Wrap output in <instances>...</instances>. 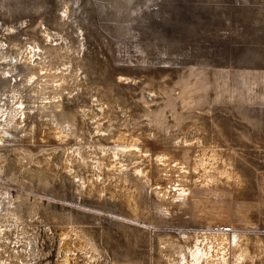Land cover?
I'll return each mask as SVG.
<instances>
[{
	"label": "rangeland",
	"instance_id": "obj_1",
	"mask_svg": "<svg viewBox=\"0 0 264 264\" xmlns=\"http://www.w3.org/2000/svg\"><path fill=\"white\" fill-rule=\"evenodd\" d=\"M18 103L0 264H182L210 234L264 264V0H0Z\"/></svg>",
	"mask_w": 264,
	"mask_h": 264
},
{
	"label": "bare ground",
	"instance_id": "obj_2",
	"mask_svg": "<svg viewBox=\"0 0 264 264\" xmlns=\"http://www.w3.org/2000/svg\"><path fill=\"white\" fill-rule=\"evenodd\" d=\"M33 53L35 51H32ZM32 52H30L29 54H33ZM32 56V55H31ZM32 60V59H31ZM30 60V61H31ZM31 63V62H30ZM30 78V77H29ZM32 79H34V77H32ZM31 80V79H30ZM51 100V99H50ZM16 101V100H15ZM50 103V102H49ZM13 107V106H12ZM23 104L22 103H18L17 105H15V107L12 109V111H8V112H0V127H2V129L11 127L12 129H17L19 124H20V120H24L26 118V112H25V107L23 108ZM34 108V107H33ZM27 111V110H26ZM32 112V111H29ZM23 122V121H22ZM22 125V124H20ZM55 126V125H54ZM22 127V126H21ZM57 127V126H56ZM9 129V128H8ZM11 129V130H12ZM20 129V127H19ZM6 130V129H5ZM10 130V129H9ZM23 131V130H22ZM53 131V130H52ZM55 131V130H54ZM53 131V132H54ZM47 132V131H46ZM58 132V131H57ZM5 133V132H4ZM15 133V132H14ZM50 133V132H49ZM56 133V132H54ZM1 134V132H0ZM62 134V133H61ZM2 135V134H1ZM54 136V135H53ZM2 136H0L1 138ZM58 138V137H57ZM65 139V138H64ZM4 141V140H3ZM117 141V140H116ZM123 143V142H122ZM1 144V143H0ZM121 147V146H120ZM120 147L118 149H120ZM123 147V146H122ZM124 148V147H123ZM122 149V148H121ZM135 149V148H134ZM70 150V149H69ZM68 150V151H69ZM128 150V149H126ZM125 151V150H123ZM122 151V152H123ZM129 151V150H128ZM125 153V152H123ZM141 153V152H140ZM114 154V153H112ZM115 155V154H114ZM113 155V156H114ZM71 156V154L69 155V157ZM81 156V155H80ZM68 157V155H67ZM66 157V158H67ZM109 157V156H108ZM115 157V156H114ZM80 158V157H79ZM111 158V156H110ZM117 159V157H116ZM76 160V159H75ZM109 160V159H108ZM115 160V159H114ZM161 161V160H160ZM69 162V161H68ZM72 163V162H71ZM1 164V162H0ZM66 164V163H65ZM124 164V163H123ZM71 165V164H70ZM114 165V164H113ZM67 166V165H66ZM39 170V169H37ZM69 170V169H68ZM44 171V170H43ZM42 171V172H43ZM41 172V170H40ZM1 173V172H0ZM141 173V172H140ZM142 174V173H141ZM41 175V174H40ZM37 176V175H36ZM1 208V206H0ZM5 212V211H4ZM9 212V210H8ZM10 213V212H9ZM6 214V213H5ZM11 214H13L11 212ZM3 215V214H2ZM10 215V214H8ZM6 216V215H5ZM13 216V215H11ZM14 217H15V213H14ZM12 219H15V218ZM5 218V217H4ZM8 218V217H7ZM10 218V217H9ZM10 218V219H11ZM6 220V219H5ZM9 220V219H8ZM10 221V220H9ZM8 228V226H7ZM9 229V228H8ZM11 229V228H10ZM9 229V230H10ZM3 230H5L3 228ZM7 230V231H9ZM6 231V230H5ZM11 231V230H10ZM2 234L4 233L3 231L1 232ZM10 233V232H9ZM220 234V233H219ZM7 235V234H6ZM228 235V234H227ZM227 235H207V236H203V241L206 242V245H203V243L199 240H196V242L194 244H189L188 242H186L185 245V251L182 255V264H228L229 259L227 258V256L230 252V250H236L238 251V258H237V262H242L243 261V256L240 253L242 250H239L240 247V243H242L243 238L241 236H233L232 238L227 237ZM6 237V236H5ZM4 237V238H5ZM197 237V236H196ZM3 238V239H4ZM7 238V237H6ZM2 239V238H1ZM187 239V238H186ZM8 240V239H7ZM246 242V241H245ZM246 244H249L248 242H246ZM181 254V253H180ZM7 256V255H6ZM10 259V258H9ZM5 260V259H4ZM3 260V261H4ZM1 262V261H0ZM7 263V262H6ZM4 264V262H3Z\"/></svg>",
	"mask_w": 264,
	"mask_h": 264
},
{
	"label": "crops",
	"instance_id": "obj_3",
	"mask_svg": "<svg viewBox=\"0 0 264 264\" xmlns=\"http://www.w3.org/2000/svg\"><path fill=\"white\" fill-rule=\"evenodd\" d=\"M263 262L262 261H259V264H262Z\"/></svg>",
	"mask_w": 264,
	"mask_h": 264
}]
</instances>
